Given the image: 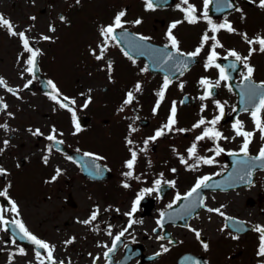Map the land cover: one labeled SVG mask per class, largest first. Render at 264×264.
I'll use <instances>...</instances> for the list:
<instances>
[{
	"label": "flooded vegetation",
	"instance_id": "1",
	"mask_svg": "<svg viewBox=\"0 0 264 264\" xmlns=\"http://www.w3.org/2000/svg\"><path fill=\"white\" fill-rule=\"evenodd\" d=\"M155 2L156 7L148 10L145 0H79V3L76 0H0V14L12 22L16 32H25L30 46L40 53L33 75L26 71L29 67L26 62L31 54L25 51L21 39L0 26V77L16 92L14 95L0 86V100L8 105L6 110H0V124L8 125L7 130L0 127V149H3L0 167L7 172V175H0V191L7 188L14 194L17 181H21L28 191L34 190L23 195L19 216L8 212L10 203H3L0 197V207L5 209L4 218L22 221L29 232L53 245L52 256L57 264L59 261L64 264H109V261L111 264H193L194 261L200 264H264V257L257 254L260 234L253 230L256 225L264 226L263 206L259 205L264 197V170L253 168L256 161L250 160L264 147V139H261L251 115L264 93V89L252 87L264 84V52L259 51V44L250 45L242 36L246 33L249 40L264 37V8L258 6L259 0H231L234 7H226L225 0L214 3L212 0L207 8L208 19L216 25L228 22L236 29L234 33L225 29L213 33L208 19L202 17L205 8L201 0H189V4L197 9V23H189L185 19L186 12L181 9H187L188 5L182 0ZM139 5L145 8L138 10L136 15L139 17L136 18L134 8ZM212 6L214 11H211ZM121 11L126 14L122 18L124 28L116 30L120 42L109 38L104 59L97 60L93 51L99 55L105 39L101 28L113 24ZM137 19L141 20L138 25L133 23ZM174 22H180L172 29L180 49H186L188 53L198 47L202 50L196 56L198 62L182 76L186 79V83L180 82L183 88H167L156 108L157 94L162 89L160 80L165 76L149 70L142 71L148 68L144 58L131 56L132 59H129L124 55L121 43H129V30H132L172 48L167 33ZM50 28L55 30L50 31ZM205 33L210 37L215 35L223 45L216 48L218 56L215 63L224 68L227 80L220 79V70L215 66L206 68L214 41L210 39L202 46ZM44 36L51 39L44 40ZM250 48L257 49L247 60L255 71L251 82H246L245 62L236 61L228 56V52L235 50L242 57H247ZM59 58L61 61H58ZM187 60L182 58L180 62L184 64ZM55 62L64 65L67 72L63 76L52 70ZM88 63H94L95 67L88 68ZM72 67L75 73L68 88L62 81ZM130 77L146 78L139 92L135 91V87H129ZM202 78L213 85L219 82L218 87L211 89L213 94L204 100L200 99L206 92L200 84ZM118 79L128 82L116 89L115 81ZM49 80L56 85L61 98L75 101V104L65 103L74 110L75 122L80 124L81 131L76 132L73 113L51 99L55 93L47 83ZM26 84L29 86L25 87ZM129 91L133 92L135 99L125 104ZM250 92L256 95L250 98ZM186 94L189 95L188 100H185ZM215 101L224 105V115L214 128L228 139L205 137L197 141L196 137L205 128L213 126L205 123L193 128V125L201 118L211 121L220 115ZM86 103L87 107H84ZM173 103L177 111L172 131L164 129L165 135L150 139L168 123ZM260 117L264 120V110ZM237 121L242 122L243 131L255 133L249 145V155L242 156L237 162L240 169L243 168L246 173L251 170L254 175V182L248 185H244V174L238 173L235 167L231 168V153H243L241 146L244 138L238 136L234 128ZM53 128L57 130V139L62 140V144L56 145L47 139ZM36 129L43 135H33ZM128 139L134 143L129 145ZM5 140L9 141L7 147ZM194 143L196 156L190 158L188 149ZM50 145L51 154L48 153ZM156 146L163 150L160 159L152 155ZM218 147L224 151L216 155ZM130 148L138 153L133 177L124 175L129 171L125 162L131 159ZM169 152H177L187 161L193 159L194 164H203V168L186 181L184 170L179 168L181 159L173 166L164 164ZM85 153L103 159L96 160L85 156ZM45 155L49 156L47 164L43 160ZM196 157L213 159V163L205 164L202 160L197 161ZM96 165L100 166L99 171L95 169ZM57 168L61 174L53 181ZM222 175H225L226 181L224 188L207 187L203 196L199 191L198 195L177 201V195L185 196L198 179ZM241 176L243 179H240ZM157 179H161L159 190L144 192L135 213L127 215L144 189H155ZM168 181H175V185L166 183ZM125 183L129 187L125 188ZM41 192H45L44 206L47 202L45 215L38 214V204L33 205L31 200L28 205L25 203L26 198L37 197ZM247 193H253V196ZM235 194L238 200H246L248 205H259L257 218L229 209L228 196ZM222 196H227L226 201L220 200ZM200 198H203L204 206L198 210ZM169 204H172L171 208H168ZM209 207L219 208L225 215L210 213L207 211ZM97 208L98 217L91 225L79 222L88 220ZM161 213L165 215L161 217ZM130 220L136 223L129 228ZM161 220L163 226L158 224ZM217 220H221L222 227L212 226ZM235 223L238 224L235 226ZM0 228L6 240L15 235L17 250L23 248L26 253L22 255L23 263L35 264L36 261V264H41L43 259L44 264H50L47 250L37 249L26 237L22 239L23 233L14 224L0 223ZM191 229L200 231L201 239L209 245L207 250ZM109 231L112 235L108 234ZM121 231H124V236L116 242V250L106 258L104 253L108 249L104 245L110 248ZM159 236L165 239L161 240ZM233 236L238 238L233 239ZM73 237V243H65ZM162 245L169 251L163 252ZM37 251L40 257H37Z\"/></svg>",
	"mask_w": 264,
	"mask_h": 264
},
{
	"label": "snow or ice",
	"instance_id": "2",
	"mask_svg": "<svg viewBox=\"0 0 264 264\" xmlns=\"http://www.w3.org/2000/svg\"><path fill=\"white\" fill-rule=\"evenodd\" d=\"M76 2L79 3V0H76ZM253 2H255V0H253ZM182 3L185 4V5H188L187 9H181L182 11H185L186 12L185 19L189 23H197L199 17H197V15H196L197 9L195 8V6L190 5L189 4V0H182ZM210 3H212V0H204V8H205V11L202 13V17L204 19H208V11H207V8H208V5ZM145 5H146V9L153 10L156 7V2H155V0H145ZM225 6L226 7H234V5L231 4V0H225ZM258 6L260 8H264V0H259V5ZM236 10L237 11H241L239 8H236ZM125 14L126 13L124 11L119 12L116 15V17L114 18L113 24L101 28V35L105 39H104V43L100 46V54L99 55H96L95 51H93V55L96 57L97 60L104 59V53L107 51L108 39L109 38L111 40H113V41H116L117 43L120 42L118 40V38H117L116 30L118 28L119 29H123L124 28V23L125 22H122V18L125 16ZM31 19L34 20L35 17H31ZM62 19H63V17H62ZM133 23L138 25V24L141 23V20L137 19ZM178 23H180V22H174L170 26L169 31L167 33L168 39L170 41V46L173 49H175V52L177 54H179L180 56L195 57V56L199 55L200 51L202 50V47H198L194 52H191V53H183V52L180 51L179 41L177 40L176 36L173 35V33H172V29H175L177 27V24ZM208 23L211 25V31L213 33H216V32H218L221 29H225L229 33L236 32V29H234L232 27V25L230 23H228V22H225L223 24L216 25V24H213L210 19H208ZM0 26L6 27L8 29V31H9V34L10 35H12V36H18L21 39L25 51H27V52H29L31 54L30 55V58L26 62L29 65V67L26 69V71L29 72V73H32L33 75H35V72L37 70V68H36L37 57L40 54L39 53V50L38 49H33L30 46L29 38L26 36L25 32H23V31L22 32H16L15 31V27L12 24V22L9 19L5 18L3 16V14H0ZM54 30L55 29L50 28V31H54ZM242 36L245 39V41L247 43H249L250 45H252V44H259L260 45L259 51L260 52H264V37H257V38H255L253 40H249L246 33L245 34H242ZM43 39L44 40H49L51 38L48 37V36H44ZM138 39L143 41V40H147L149 38L148 37L140 36V37H138ZM210 39L212 41H214V43L212 45L211 52H210V54L208 56V61H207V64H206V68L207 67H213V66H215L216 68H218L220 70V79L227 80L228 77L224 74V68H222L219 64H216L215 63V60L217 59V56H218V54L216 52V48L217 47H223V45L216 38L215 35H213V36L210 37L207 33H205L204 36L202 37V46H203L204 43H206ZM256 50L257 49H255V48H250L249 56H247V57H242L235 50H230L228 52V56L234 57L236 61H243V62H245L244 63V67L247 69V73L244 76V80L246 82H251L252 75H253V73L255 71V69L252 66H250L249 64H247V60L250 58L251 54L253 52H255ZM124 55L125 56H128L129 59H132V57L129 55V53L127 51L124 52ZM172 59H173V54L172 53H168L166 55V58L164 59V62L167 63L168 60H172ZM111 67H112L111 62H109V64H108L109 72H111ZM232 67L235 68V64H233ZM184 68L185 69L187 68V63L184 64ZM142 71H145L146 72V71H148V68L145 67L144 69H142ZM30 83H31V81H29V84ZM47 83H48V85L52 88V90L55 93L54 95L51 96V99L54 100V101H56L60 105L61 108H66V109H68V111L72 112L73 113L74 122H75V112H74V110L72 108H70L67 103L64 102V101H67L69 98L68 97H62L61 98V94L59 93V90L57 89L56 85L52 81H50V80ZM169 83H170V81H169L168 77H165V80H164V84L162 86V89L157 94L158 97H159V100L157 102L156 108L159 107V101H162L163 100V98H164V91L167 89ZM29 84H26L25 87H28ZM200 84L202 86H204L205 89H206L205 95H203V96L200 97V99H202V100L207 99L209 96H211L213 94L212 91H211V89L214 86H216V87L219 86V82L218 81L216 82L215 85H213L209 80H207L205 78H202L200 80ZM0 86L6 87L8 92L13 93L14 95L16 94V92H15L14 89H12L11 87H8L7 86L6 81L2 77H0ZM180 87L183 88V84H181ZM252 87L253 88L259 87V88L264 89V84H261L259 86L252 85ZM140 90H141V85L138 83L135 86V91L136 92H139ZM255 95H256L255 92H250V94H249L250 98H252ZM134 99H135V97L133 95V92L129 91L127 93V98L124 101V103L125 104H130V103H132V101ZM88 102H90V98H89V101ZM71 103L72 104H75V101L73 100V101H71ZM215 103H216L217 108L219 109L220 115L216 116L211 121H205L203 118H201L200 121L197 124L193 125V128H199V127H201V125H204L205 123H208V124H210V125L213 126V127H210V128H205L204 131H203V133L200 136H197L196 137L197 141L203 140L205 137H209L211 139H228V137H224L222 135V133H220L219 131L215 130V128H214V126L216 125V123L224 115V105L220 104L219 101H215ZM7 107H8V105L5 104V103H3L2 100H0V110H6ZM84 107H87V103L84 105ZM122 110H123V108H121V111ZM155 110L156 109H154V111ZM262 110H264V93H262L260 95L258 106H256L255 107V110H253L251 112V115H252V118H253L254 123L256 125V128L261 133V139H264V120H262L261 117H260V113H261ZM176 111L177 110H176L175 103H173V106L171 108V114H170L168 123L165 124L160 130H158L155 133V136L151 137L150 139L155 140L156 138L165 135L164 129H167L168 131H172L173 126L176 124ZM8 115L11 116L12 114L11 113H8ZM0 127H3V128H5L7 130L8 125L7 124H0ZM234 128H235L236 134L238 136H242L244 138V143L241 146V151L247 157L249 155V152H248L249 145L252 142V137L255 135V133L254 132L243 131L242 130L243 129V124L240 121H237L236 122V124L234 125ZM75 129H76V132L81 131V127H80V124L78 122H75ZM29 131H32V130L29 129ZM132 131H135V129H132ZM178 131H185V130L178 129ZM32 134L33 135H37V136L43 135V133H41L39 129H36ZM47 139L49 141H53L54 144H56V145H59V144H62L63 143L62 140H58L57 139V130L55 128L52 129L51 134H49L47 136ZM127 143L129 145H132L134 142L131 139H128L127 140ZM8 144H9V141L8 140H5L4 141L5 147H7ZM145 144H147V141H145ZM144 150L145 149H140V151H144ZM129 151L131 153V159H129V160H127L125 162V167L127 169H129V171L125 172L124 175L127 176V177H133L134 176V167H135V164H136V160H137L138 153H137L136 150H134L132 148H130ZM223 151H224L223 148H219L218 147L217 148V151H216V155H219ZM2 152H3V149H0V153H2ZM51 152H52V146L50 145L48 147V153L51 154ZM188 153H189V157L190 158L196 156V145H195V143L192 145V147H190L188 149ZM231 154L232 155H237V153H231ZM84 155L85 156H92L96 160L103 159V157L94 156V154H92V153H85ZM68 159L71 160L72 158L71 157H68ZM196 159H197V161L202 160L203 163H205V164H211V163H213V159H205L203 157H196ZM43 160H44V163L47 164L48 163V160H49V156L48 155H45L43 157ZM250 160H252V161H257V160L258 161H264V147H262L260 149L259 154L256 157H250ZM181 162L184 163V164H187L188 163V161L185 160L183 157H181ZM244 163L247 164V162H244ZM197 166H198V164L189 165V167L190 168H193V169L196 168ZM251 167L252 166H249V168H251ZM95 169L97 171H99L100 170V166L99 165H96L95 166ZM172 171L175 172L176 170L175 169H172ZM60 174H61V170L59 168H57L56 169V175L52 177V180L55 181ZM246 174L250 176L251 175V170L247 171ZM0 175H7L6 170L3 169L2 167H0ZM162 177H163V174H161V178ZM136 179H139V177H136ZM210 179H211V177H209V176H204V177L198 179V181L195 184V186L185 196L181 197L179 194L177 195V197H176L177 201L180 200V199L187 200V199L193 197L194 194H197L198 195L199 191L202 188H204V187H210V185L208 184V181ZM240 179H243V176H241ZM166 183H170L173 186L175 185V181H168ZM249 183H251V181H249ZM160 185H161V179H157L155 181V186H156L155 189H144L138 195V198L134 202V205H133V208H132L131 212L128 213L127 215L132 216L133 213H135V211H136V205H138L140 203V198L143 196L144 192H149L150 193V192H152L154 190H159ZM123 186L125 188L129 187V185L127 183H125ZM8 187H10V185ZM0 197H4V198L9 199V203L11 205V211L14 212L17 216H19V208H18V205L16 204L15 201L11 200L8 197V190H7V188H5L3 191H0ZM199 205L200 206H203L204 205L203 198H200ZM171 207H172V204H169L168 205V208H171ZM4 211H5V209L3 207H0V223H3L4 225L14 224L16 227L19 228L20 232L23 233V236L21 237L22 239L26 237L34 245L37 246V249H45V250H47V260L50 262V264H57V261L52 256V252L54 250V246L53 245H50L49 243H47V242H45L43 240H40L35 235H33L31 232H29L28 229H27V227L24 225V223L22 221H20V220H13V221L6 220L4 218V215H3V212ZM207 211L210 212V213L211 212L218 213L221 216H224L225 215L219 208H210L209 207V208H207ZM98 214H99V208L95 209L92 212V214H91V216H90V218L88 220L79 221V222L80 223H83L85 225H91L93 223V221H95L97 219ZM164 215H165L164 213H161V217H163ZM228 219H232V218H228ZM133 223H136V221L130 220V222L128 224V227L130 228ZM158 224H160L161 226H163V220L158 221ZM4 230H7V228H5ZM93 230H96V229H93ZM239 230H240L239 227H237V231H239ZM253 230L260 234V245H259V249H258V253L257 254L260 257H264V226H262V225H256V226L253 227ZM124 231H127V229H125ZM124 231H121L118 235L115 236L114 242H113V244H112V246L110 248L107 245H104V247H106L108 249L104 253V255H105L106 258L109 257V254L110 253H112V252H114L116 250V246H117V243L116 242H119L121 240V237L124 236ZM191 231H193L195 233L197 239L201 241V243L203 245V248L205 250H207L208 247H209V245L207 243H205L201 239V233H200V231H198L196 229H191ZM108 234L109 235H112L111 231H109ZM158 238L161 239V240L165 239L164 236H159ZM237 238L238 237L233 236V239H237ZM74 239L75 238L73 237L72 239L66 241L65 243L66 244H71V243H73ZM13 243H15L14 240H13ZM161 247H162V251L163 252H168L169 251V248L168 247H166L164 245H162ZM19 254L20 255H26V253H25V251H24L23 248H21L19 250ZM36 255H37V257H40L41 256V254H40L39 251L36 252ZM157 255H161V253H157ZM96 259H99V257H97ZM41 264H44L43 259H41ZM59 264H64V262L63 261H59ZM69 264H70V262H69ZM109 264H111V261H109ZM193 264H200V262L199 261H194Z\"/></svg>",
	"mask_w": 264,
	"mask_h": 264
},
{
	"label": "rangeland",
	"instance_id": "3",
	"mask_svg": "<svg viewBox=\"0 0 264 264\" xmlns=\"http://www.w3.org/2000/svg\"><path fill=\"white\" fill-rule=\"evenodd\" d=\"M194 39H196V36H193ZM0 40H2V35L0 33ZM72 57V54L69 53V58ZM58 61H61L60 58L58 59ZM87 67L90 69H93L95 67L94 63H88ZM52 70L60 75H64L67 71L64 67V65H62L60 62H55V64L52 67ZM74 68L72 67L71 70L67 73V75L64 77L63 79V85L70 88L72 83H71V79L74 77ZM133 81V79L131 80ZM129 81V82H131ZM116 89H118L116 87ZM116 91H114L115 93ZM104 97V96H103ZM98 98V97H97ZM99 102V100L97 101ZM151 120L153 118H150ZM162 148L161 147H157L155 148V152L152 154L155 158L160 159V153H161ZM178 159H181V155L178 154L177 152H169L168 155L166 156V160L164 161V164L167 165L168 167L171 165L173 166V164H177V162L179 161ZM185 159V158H184ZM186 160V159H185ZM194 164V160L190 159L188 160L187 164H184L181 162L180 160V167L182 170H184V176H185V180L186 181H190L193 177H195L197 175V173L199 172V170H201L203 168V164L198 165L196 168H190L189 165H193ZM177 168V167H174ZM30 182L32 181L31 179H28ZM15 190L17 192V196L18 197H22L25 194H28L29 192H33L34 190L28 191V188L25 187V185L23 183H21V181H17L16 186H15ZM45 192H41V195L37 196V197H32L30 199L26 198L25 203L26 205L29 204L30 200L32 202V204H38L39 209V215H45V209H46V205L47 202H45V206H44V197H45ZM247 195H251V197L253 196V193H247ZM237 194L233 195H229L228 196V207L231 211L235 212V213H241L247 217H258V212H259V205L263 206V211H264V197H263V202L259 205H248L246 202V200L241 201L238 200L236 198ZM250 197V196H249ZM227 196H222L220 197V200L222 202L226 201ZM49 205V203H48ZM44 206V207H43ZM42 208V209H41ZM227 208V207H226ZM220 223L221 220H217L216 224L218 227H220ZM85 259V258H84ZM0 264H18V258H13L12 254H9L8 251H6L4 254H2L0 252Z\"/></svg>",
	"mask_w": 264,
	"mask_h": 264
}]
</instances>
